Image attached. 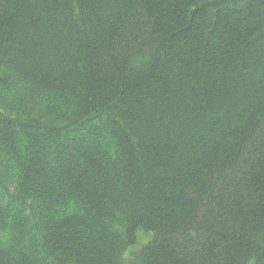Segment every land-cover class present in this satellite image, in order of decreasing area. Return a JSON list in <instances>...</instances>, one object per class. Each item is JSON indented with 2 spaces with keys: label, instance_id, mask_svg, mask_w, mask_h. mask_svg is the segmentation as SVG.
Returning a JSON list of instances; mask_svg holds the SVG:
<instances>
[{
  "label": "trees",
  "instance_id": "trees-1",
  "mask_svg": "<svg viewBox=\"0 0 264 264\" xmlns=\"http://www.w3.org/2000/svg\"><path fill=\"white\" fill-rule=\"evenodd\" d=\"M0 264H264V0H0Z\"/></svg>",
  "mask_w": 264,
  "mask_h": 264
},
{
  "label": "rangeland",
  "instance_id": "rangeland-1",
  "mask_svg": "<svg viewBox=\"0 0 264 264\" xmlns=\"http://www.w3.org/2000/svg\"><path fill=\"white\" fill-rule=\"evenodd\" d=\"M150 237H151V234L148 235V234H144L142 232H138L136 234V238H137L136 244L127 251V253L124 255V257L127 258L129 256L130 252L136 251L142 245L146 244L149 241Z\"/></svg>",
  "mask_w": 264,
  "mask_h": 264
}]
</instances>
